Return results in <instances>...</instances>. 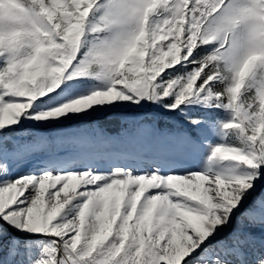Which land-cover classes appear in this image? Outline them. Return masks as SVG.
<instances>
[{
	"label": "snow or ice",
	"instance_id": "1",
	"mask_svg": "<svg viewBox=\"0 0 264 264\" xmlns=\"http://www.w3.org/2000/svg\"><path fill=\"white\" fill-rule=\"evenodd\" d=\"M0 264H264V0H0Z\"/></svg>",
	"mask_w": 264,
	"mask_h": 264
},
{
	"label": "rangeland",
	"instance_id": "2",
	"mask_svg": "<svg viewBox=\"0 0 264 264\" xmlns=\"http://www.w3.org/2000/svg\"><path fill=\"white\" fill-rule=\"evenodd\" d=\"M214 142H218L216 140H214ZM208 149L205 148L203 150V154L200 158L194 160V161H189V166L192 167H205V168H214L216 170H220V171H227L230 170L234 167H236L235 162H208L206 161L205 157L208 155Z\"/></svg>",
	"mask_w": 264,
	"mask_h": 264
},
{
	"label": "trees",
	"instance_id": "3",
	"mask_svg": "<svg viewBox=\"0 0 264 264\" xmlns=\"http://www.w3.org/2000/svg\"><path fill=\"white\" fill-rule=\"evenodd\" d=\"M89 123H96L98 126L109 134H115L120 130V122L116 120H109L106 114H100L91 118Z\"/></svg>",
	"mask_w": 264,
	"mask_h": 264
}]
</instances>
